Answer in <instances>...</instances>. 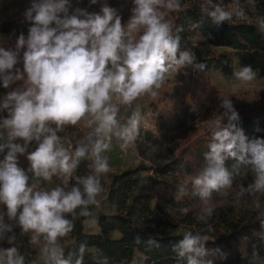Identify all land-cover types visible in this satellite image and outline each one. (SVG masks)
<instances>
[{"label":"clouds","instance_id":"1","mask_svg":"<svg viewBox=\"0 0 264 264\" xmlns=\"http://www.w3.org/2000/svg\"><path fill=\"white\" fill-rule=\"evenodd\" d=\"M89 2L94 5L100 0ZM132 3V14L125 24L106 2L99 12H89L73 9L71 0H31L23 13L30 24L27 36L19 34L14 49L0 46V87L9 89L15 82H23L6 92L0 102V111L7 112L0 118V129L7 131V142L0 143V153L7 149L0 160V205L23 232L32 234L31 243L43 238L44 264H71L63 258L59 240L74 230L77 216H91L90 207L99 204L100 176L110 170L102 153L110 150L113 137L121 141L120 150L127 151L139 135L141 112L132 111L121 123L120 106L131 109L144 96L155 97L168 74L192 63V54L180 51V38L173 37L172 25L166 19L169 13L180 11V0ZM201 11L217 25L233 17L245 18L238 0L227 9L204 0ZM256 23L264 32V17L257 18ZM198 67L203 70L205 65ZM234 76L250 83L256 79V72L245 66ZM238 87L232 86L233 94ZM221 107L229 125L212 133L206 165L188 177L205 203L213 192L232 186L233 173L225 167L227 158L236 160L237 165L252 166L254 181L247 188L241 186L240 194H264V138L249 140L236 128L232 122L239 115L229 99H224ZM81 124L91 131L86 143L70 154L57 132ZM33 141L37 146L27 154L26 171L19 166L18 154H24ZM84 159L92 161L91 174L76 176V185L70 190L61 186L37 189L29 183L31 172L35 178L51 181L57 177L67 184ZM180 191H184L183 186ZM3 218L0 213V240L11 231ZM201 240L189 232L180 241L178 255L187 257V264H198L196 257L204 253ZM13 241L14 237L8 238L9 244ZM79 251L76 264H82L85 246ZM0 264H24V257L18 255L16 247L0 249Z\"/></svg>","mask_w":264,"mask_h":264},{"label":"trees","instance_id":"2","mask_svg":"<svg viewBox=\"0 0 264 264\" xmlns=\"http://www.w3.org/2000/svg\"><path fill=\"white\" fill-rule=\"evenodd\" d=\"M213 2L220 3L227 9L233 0ZM238 2L245 12L244 19L233 17L232 21L217 25L207 13L201 11L204 0H180V11L169 13L166 19L172 25L173 37L180 38V51L192 54L193 66L203 64L205 69L233 75L234 60H237L244 66H251L254 72L264 77V32L259 30L256 23L257 18L264 17V0ZM232 123L236 128L242 129L249 140L264 138V115L241 116ZM228 125L229 122H222L220 129ZM0 132L6 143L7 131L0 129ZM86 137L81 131L75 138L62 141L61 144L74 153L75 147L86 143ZM36 146L33 141L27 152L30 148L35 150ZM6 152L7 149L5 153H0L1 160ZM91 163L88 159L81 160L67 184L62 178L53 177L48 188L61 186L70 190L76 185V176L91 174ZM248 166L250 165H237V161L232 158L225 160V167L229 170H241ZM28 168L29 162L24 169L27 171ZM145 169L147 168L138 167L116 174L107 192V207L100 209L98 196V206L90 207L91 216H77L74 219V230L59 240L64 259L76 264V260L80 258L79 249L84 245L82 264H131L138 253L145 257L147 264H187V257L178 255V245L189 232L202 238L204 253L196 257L198 264L234 261L243 264L252 258L264 259V240L261 235L264 232V214L248 221L245 212L238 213L234 209H219L211 211L210 215L208 212L189 211L181 218L188 232H166L168 222L157 214L159 203L153 205V197L149 193H135L141 181V172ZM28 175L31 183L33 174L29 172ZM86 220H96L100 231H87ZM3 222L7 225L4 218ZM10 227L11 231L5 233V239L0 240V249L16 247L18 255L24 257V264H44L35 245L31 243V233L23 232L18 224ZM9 237H14L12 244L8 243ZM241 239L244 240L243 251H234L235 244ZM40 241L44 242L43 238ZM222 246L230 250L229 256H223Z\"/></svg>","mask_w":264,"mask_h":264},{"label":"rangeland","instance_id":"3","mask_svg":"<svg viewBox=\"0 0 264 264\" xmlns=\"http://www.w3.org/2000/svg\"><path fill=\"white\" fill-rule=\"evenodd\" d=\"M106 2L115 8L122 16V23H127L133 8L132 0H100L90 4L89 0H71L72 8L80 7L89 12H99L101 4ZM31 6V0H0V46L15 48L19 34L27 36L29 22L24 18V11ZM22 56V52H21ZM235 72L245 67L234 60ZM17 67L22 69V64ZM234 72V73H235ZM23 82L17 81L9 89L0 88V102L4 94L20 87ZM239 85L235 94L232 86ZM224 99L232 102L233 108L241 116L264 115V77L256 73V79L250 83L237 80L233 75H225L219 70L205 69L186 63L177 71L167 75L165 82L157 95L144 96L131 109L121 105L118 119L126 122L132 111L139 110L142 115L139 135L127 151L120 150L119 139L113 137L110 150L102 153L108 158L110 170L102 174V192L99 195L100 209H105L106 196L113 177L128 169L145 167L141 172V181L136 194L149 193L153 197V205L159 203L158 216L166 220V232L176 234L188 232L181 218L189 211L200 213L218 211L219 209H234L238 213L245 212L248 221L264 214V194L247 192L240 194V188H247L254 181L252 166L241 170H229L233 173L231 188L213 192L207 203L195 193L188 177L197 174L206 165L205 153L209 151L212 133L220 130V123L229 122L223 115L221 107ZM7 115L2 111V118ZM55 128V126H52ZM69 127V128H68ZM86 135L91 129L82 124L75 128L65 126L58 131L61 142L75 138L79 132ZM23 143L22 141H17ZM29 149V152L33 151ZM70 154L73 151L68 150ZM27 150L19 157L27 160ZM19 163V158H18ZM32 182L37 189L48 188L50 181L35 178ZM181 186L184 191L181 192ZM0 213L4 214L7 225L15 226L17 221L10 220L6 208L0 205ZM96 221L87 222L85 228L92 231ZM32 235V234H31ZM264 240V232H261ZM244 240L236 243L234 251H243ZM40 260L44 261L41 249L44 242L34 244ZM223 256L231 254L225 246L221 247ZM243 264H264V259L252 258ZM132 264H147L145 257L138 253ZM223 264H241L229 262Z\"/></svg>","mask_w":264,"mask_h":264},{"label":"crops","instance_id":"4","mask_svg":"<svg viewBox=\"0 0 264 264\" xmlns=\"http://www.w3.org/2000/svg\"><path fill=\"white\" fill-rule=\"evenodd\" d=\"M0 118H2V111H0ZM0 143H5L3 134L1 132H0ZM18 158H19V166L24 168L28 164V160H26L25 158L19 157V155H18ZM51 183H52V180L48 184L50 185ZM91 221H93V220H86L85 225L87 224V222H91ZM99 231H100V228H99L98 223L96 221L94 230H92L90 232H99Z\"/></svg>","mask_w":264,"mask_h":264}]
</instances>
